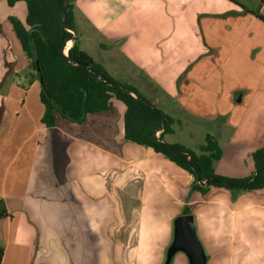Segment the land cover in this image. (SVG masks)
I'll list each match as a JSON object with an SVG mask.
<instances>
[{
    "label": "crops",
    "instance_id": "obj_1",
    "mask_svg": "<svg viewBox=\"0 0 264 264\" xmlns=\"http://www.w3.org/2000/svg\"><path fill=\"white\" fill-rule=\"evenodd\" d=\"M73 11L83 51L112 77L124 63L156 89L150 98L133 84L173 119L168 143L199 152L208 134L247 122L264 86V22L254 14L264 15L262 0H74ZM9 16L24 22L25 2L0 1L2 264H166L183 215L193 216L206 264H264V188L193 190L187 171L125 138L117 99L83 123L55 112L53 127L42 103L14 150L27 60ZM223 157L219 176L256 172L223 169ZM170 264L189 260L179 252Z\"/></svg>",
    "mask_w": 264,
    "mask_h": 264
},
{
    "label": "trees",
    "instance_id": "obj_2",
    "mask_svg": "<svg viewBox=\"0 0 264 264\" xmlns=\"http://www.w3.org/2000/svg\"><path fill=\"white\" fill-rule=\"evenodd\" d=\"M5 1L9 6L20 1L26 4L24 22L15 16H9L8 20L28 62V69L33 72L28 85L35 81L41 85V102L45 107L42 121L47 127L55 125V112L71 122L83 123L89 114L109 110L114 98L126 106L125 138L152 148L187 171L194 178L193 190L205 194L211 187L234 192L264 188V146L252 154L256 175L248 178L219 176L214 165L223 152L215 136L208 134L199 152L165 143L166 136L173 132V119L133 84L112 77L102 64L80 48L78 37L68 50V57L73 62L66 60L62 48L74 37L69 29L76 30L74 0H68L67 28L62 26L64 0ZM254 14L264 22V15L259 11ZM136 97H142L148 106ZM4 252V245L0 244V264Z\"/></svg>",
    "mask_w": 264,
    "mask_h": 264
},
{
    "label": "rangeland",
    "instance_id": "obj_3",
    "mask_svg": "<svg viewBox=\"0 0 264 264\" xmlns=\"http://www.w3.org/2000/svg\"><path fill=\"white\" fill-rule=\"evenodd\" d=\"M72 45L73 41L67 44L65 49L67 53ZM83 47H85V45H83ZM115 62L118 64L120 63L117 60ZM120 65L122 69L118 68L119 74L115 76L117 79L138 86L147 97L153 98V96L156 95V89L151 86L144 77L142 78L141 75H138L135 71L132 72L131 68H128L126 64L121 63ZM31 72L32 71L28 69L27 62V70L24 67L20 70V76H23L16 78V80H19V83L21 82L22 87L27 89V92L23 93L21 100H19V108L21 106L23 109L18 125L16 126L18 131H14L12 139V147L14 150L20 145L18 136L21 134L27 137L33 130V121H29L28 118H37L39 110L41 111V108H43L41 102V85L39 81H35L31 85H28ZM132 73L133 76H131ZM24 101L25 103L22 106ZM29 111L32 115L28 117L27 114ZM26 118L27 121H24ZM217 140L224 156L222 161L223 169H231V171L234 169L233 173L241 175H248L253 171L254 162L252 154L254 151L264 146V86L255 94L253 104L247 115V122H245L238 131H231L230 133L220 132ZM235 167H237V170H235Z\"/></svg>",
    "mask_w": 264,
    "mask_h": 264
},
{
    "label": "water",
    "instance_id": "obj_4",
    "mask_svg": "<svg viewBox=\"0 0 264 264\" xmlns=\"http://www.w3.org/2000/svg\"><path fill=\"white\" fill-rule=\"evenodd\" d=\"M67 4L68 0H64V6L62 10V26L67 28L66 24V13H67ZM74 37L70 40H67L62 48V53L66 60L73 62L68 57V53L65 51L67 44L70 41H75L78 37L77 31L73 29H69ZM137 100L145 106H148V103L142 97H136ZM165 143L169 144L167 140H164ZM257 172L254 173L256 175ZM217 181V180H216ZM183 252L189 260V264H206L207 256L204 251L203 245L199 240L196 229L193 221V216L191 215H183L178 216L174 221V240L171 244L168 252L166 264H170L174 258V256Z\"/></svg>",
    "mask_w": 264,
    "mask_h": 264
},
{
    "label": "bare ground",
    "instance_id": "obj_5",
    "mask_svg": "<svg viewBox=\"0 0 264 264\" xmlns=\"http://www.w3.org/2000/svg\"><path fill=\"white\" fill-rule=\"evenodd\" d=\"M69 43H70V42H69ZM69 43H68V44H69Z\"/></svg>",
    "mask_w": 264,
    "mask_h": 264
}]
</instances>
